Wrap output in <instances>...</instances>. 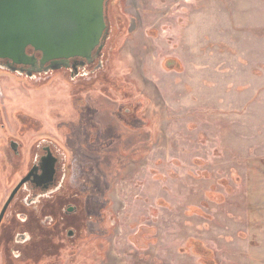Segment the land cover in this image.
<instances>
[{
	"label": "rangeland",
	"instance_id": "374dc122",
	"mask_svg": "<svg viewBox=\"0 0 264 264\" xmlns=\"http://www.w3.org/2000/svg\"><path fill=\"white\" fill-rule=\"evenodd\" d=\"M109 7L105 72L0 71V209L29 163L12 140L86 143L88 103L103 110L98 143L123 136L87 160L81 238L16 264H264V0Z\"/></svg>",
	"mask_w": 264,
	"mask_h": 264
},
{
	"label": "flooded vegetation",
	"instance_id": "af4514ba",
	"mask_svg": "<svg viewBox=\"0 0 264 264\" xmlns=\"http://www.w3.org/2000/svg\"><path fill=\"white\" fill-rule=\"evenodd\" d=\"M109 9L108 5L106 7L107 40L111 29L108 20ZM107 40L103 42L101 51L94 52L90 63L82 59H74L71 60L70 68L60 72L71 79L81 80L105 72L104 57ZM27 54L35 56L38 62L41 60V55L31 48L27 50ZM6 63V60H0V66ZM48 66L49 64L42 69L25 67L23 76H27V73H30L31 78L49 75L52 72L46 74ZM88 105L93 123L86 143H78L75 146L51 138H42L37 143H33L27 152L24 143L14 140L10 142V149L16 157L21 159L27 156L29 163L25 173L0 209L1 218L3 210L7 207L0 222L2 264H16L25 259H35L34 256L56 259L65 248L74 245L81 238L84 229L88 228L89 220L92 218L89 215V206L95 183L90 179V175H87L89 170H92L91 174L94 172V168L88 166L87 160L94 154H103L114 149L116 142L123 141V136L114 130L110 132L113 134L111 140L109 139L111 143H98L103 139V132L108 133L100 120L103 110L96 107L97 104L88 103ZM121 110L123 111V108H120ZM125 111L128 115L129 110ZM121 115L123 116V114L117 115L116 119L123 127L130 129L132 126L126 118L123 120ZM114 133L119 136H115ZM96 165L101 170L100 160ZM19 185L21 187L7 206ZM141 230L137 235H140L145 228Z\"/></svg>",
	"mask_w": 264,
	"mask_h": 264
},
{
	"label": "water",
	"instance_id": "95a60500",
	"mask_svg": "<svg viewBox=\"0 0 264 264\" xmlns=\"http://www.w3.org/2000/svg\"><path fill=\"white\" fill-rule=\"evenodd\" d=\"M110 1L0 0V60L7 61L0 70L23 75L25 67L42 69L49 64L48 74L70 68L74 59L90 63L107 40L106 7ZM29 48L41 55L39 62L27 54Z\"/></svg>",
	"mask_w": 264,
	"mask_h": 264
},
{
	"label": "trees",
	"instance_id": "16d2710c",
	"mask_svg": "<svg viewBox=\"0 0 264 264\" xmlns=\"http://www.w3.org/2000/svg\"><path fill=\"white\" fill-rule=\"evenodd\" d=\"M111 1H112V0H111ZM111 1H110V2H111ZM190 243L194 246L196 242L193 241V240H191Z\"/></svg>",
	"mask_w": 264,
	"mask_h": 264
}]
</instances>
